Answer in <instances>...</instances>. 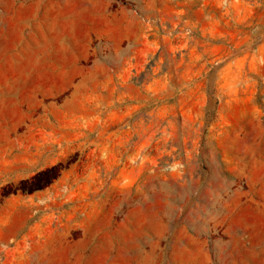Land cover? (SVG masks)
I'll return each mask as SVG.
<instances>
[{
  "label": "rangeland",
  "instance_id": "obj_1",
  "mask_svg": "<svg viewBox=\"0 0 264 264\" xmlns=\"http://www.w3.org/2000/svg\"><path fill=\"white\" fill-rule=\"evenodd\" d=\"M0 264H264V0H0Z\"/></svg>",
  "mask_w": 264,
  "mask_h": 264
}]
</instances>
